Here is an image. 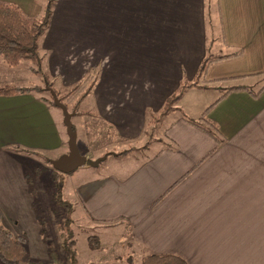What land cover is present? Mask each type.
Instances as JSON below:
<instances>
[{
    "label": "crops",
    "instance_id": "obj_1",
    "mask_svg": "<svg viewBox=\"0 0 264 264\" xmlns=\"http://www.w3.org/2000/svg\"><path fill=\"white\" fill-rule=\"evenodd\" d=\"M39 1L12 4L39 20ZM88 23L50 17L38 42L56 91L91 85L71 113L87 120L86 143L105 138L100 150L79 152L106 158L72 171L70 203L98 228H127L141 259L264 264V0H106V36ZM211 57L220 59L196 80ZM1 66L0 88L34 87L13 84ZM223 82L230 85L218 87L199 121L178 107L187 91ZM184 84L173 111L159 117ZM241 86L251 91L227 92ZM56 108L35 91L0 95V215L14 235L39 233L34 157L49 163L68 153Z\"/></svg>",
    "mask_w": 264,
    "mask_h": 264
},
{
    "label": "rangeland",
    "instance_id": "obj_2",
    "mask_svg": "<svg viewBox=\"0 0 264 264\" xmlns=\"http://www.w3.org/2000/svg\"><path fill=\"white\" fill-rule=\"evenodd\" d=\"M7 1L11 4L15 2V0ZM18 1L25 2L30 6L32 3L35 5L37 4L35 3L36 0ZM40 2L44 4L43 7L42 5L40 6L42 10H46L48 3L51 4V20L62 19L67 21L89 22L88 25L93 26L90 27L92 31L98 34L103 30L106 36V28H100L104 26L101 23L106 24V0H40L39 3ZM91 41L93 42V47H97V40L91 39ZM0 65H2V68L9 69L7 73L14 75L13 84L34 86L31 88L38 89V93L46 97L47 100L49 99L48 101L51 100L48 90L46 91L48 87L43 81V73L46 75L47 73L43 70H39L36 64L21 62L14 68H9L2 63ZM9 75L3 74L2 76L6 78ZM38 77L41 79L42 84L41 82L40 84L36 82ZM48 80L50 86L54 89L50 77ZM248 83L253 84L252 81H248ZM229 85V83L223 82L216 86L205 85V87L199 89H191L184 94L178 107L185 115L199 121V117L203 110L219 95L218 87H227ZM58 93L64 95L67 92ZM80 93L81 91L78 90L76 93L73 92L70 96H65V98L62 99V103L68 105V112L71 113L75 110L73 109V104L80 97ZM56 109L61 113L60 109ZM179 113L174 112L171 116L174 119H178L181 114ZM86 121L85 118L80 116H73L71 119L73 129L76 133L77 149L80 153L95 151L97 149L100 150L101 147H99V145L102 144L105 139L102 136L93 137L86 143V134L90 132ZM163 122L164 119L160 124V134L163 132L161 128L165 127ZM34 159L36 160L35 165L36 168H38V175L35 176L33 173L31 174V186L35 196V222L38 228H40L39 233L37 236L30 235L29 237L13 234L15 237H22L25 239V246L33 263L141 264L142 255L135 249L136 247L132 245L127 228L115 226H108L106 230L98 228L99 226L91 224L89 220H86V218L81 215L78 207L70 203L72 198L69 197L70 193L68 192H70L69 182L74 175L73 172L61 174L56 171L58 175L53 178V174L51 173L53 167L50 163L46 162L45 157H34ZM55 185H57V187L61 185V198L66 202L65 205H59V203H57L55 198L57 188ZM63 243L64 247L74 252L73 263L69 261L68 254L62 247ZM92 246L94 248H92Z\"/></svg>",
    "mask_w": 264,
    "mask_h": 264
},
{
    "label": "trees",
    "instance_id": "obj_3",
    "mask_svg": "<svg viewBox=\"0 0 264 264\" xmlns=\"http://www.w3.org/2000/svg\"><path fill=\"white\" fill-rule=\"evenodd\" d=\"M51 4L48 3L44 15L39 20H31L24 17L15 4L0 5V60L9 68H14L21 62H31L37 65L40 69L41 59L38 54V42L40 37L45 33L50 21ZM220 58L211 57L202 62L198 69L196 80L203 76L210 62L217 61ZM38 70V71H39ZM32 71V70H31ZM37 71V72H38ZM36 72V71H35ZM48 75L43 73V81L47 85L50 94L49 104H53V96L58 98L62 103L65 96H70L71 93L81 91L80 97L77 99L75 105L89 92L91 85L84 87V83H80L71 91L62 95L55 91L48 80ZM187 85H182L180 89L171 97H169L163 109L159 112V117L173 111V107L181 99ZM36 88H19L13 86H5L0 88V95H15L20 93H27L31 91L37 92ZM246 90L251 91L249 87H232L227 92ZM42 91V89H41ZM255 93L254 95H257ZM49 100V99H48ZM66 107L67 105L64 104ZM74 105V109L76 108ZM90 114V113H86ZM153 122L157 123L159 118L154 117ZM189 124L198 127L199 125L191 120H186ZM209 124V121L204 119ZM119 153L118 155H121ZM53 178L57 177L58 173L52 169ZM56 186L55 198L59 205H65L66 202L61 198V185ZM25 239L22 237H15L3 224L0 215V263L1 264H35L32 262L28 250L25 246ZM65 252L68 254L69 261L74 262V252L62 245ZM92 248H94L92 246ZM43 264V263H36ZM141 264H186L181 258L175 255H149L141 259Z\"/></svg>",
    "mask_w": 264,
    "mask_h": 264
},
{
    "label": "water",
    "instance_id": "obj_4",
    "mask_svg": "<svg viewBox=\"0 0 264 264\" xmlns=\"http://www.w3.org/2000/svg\"><path fill=\"white\" fill-rule=\"evenodd\" d=\"M53 104L62 112L63 124L65 126L66 135L68 137V141H67L68 153L59 159L49 160V163L52 165L54 170L61 174H68L79 167L85 165L93 167V166H97L100 162L104 161L106 155H103L102 157L96 160H90L79 154L76 145V133L71 123V118L73 116V113L68 112L67 107L54 96H53Z\"/></svg>",
    "mask_w": 264,
    "mask_h": 264
}]
</instances>
